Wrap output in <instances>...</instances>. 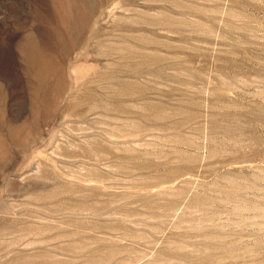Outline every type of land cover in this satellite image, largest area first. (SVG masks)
<instances>
[{
    "label": "rangeland",
    "instance_id": "374dc122",
    "mask_svg": "<svg viewBox=\"0 0 264 264\" xmlns=\"http://www.w3.org/2000/svg\"><path fill=\"white\" fill-rule=\"evenodd\" d=\"M0 264H264V0H0Z\"/></svg>",
    "mask_w": 264,
    "mask_h": 264
}]
</instances>
